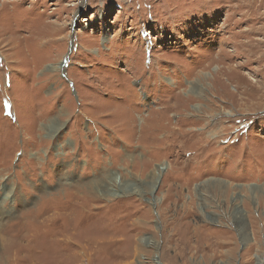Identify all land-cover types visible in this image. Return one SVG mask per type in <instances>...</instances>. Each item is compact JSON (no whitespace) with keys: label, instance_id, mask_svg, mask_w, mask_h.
I'll use <instances>...</instances> for the list:
<instances>
[{"label":"rangeland","instance_id":"374dc122","mask_svg":"<svg viewBox=\"0 0 264 264\" xmlns=\"http://www.w3.org/2000/svg\"><path fill=\"white\" fill-rule=\"evenodd\" d=\"M262 24L264 0H0V264H264Z\"/></svg>","mask_w":264,"mask_h":264},{"label":"bare ground","instance_id":"6f19581e","mask_svg":"<svg viewBox=\"0 0 264 264\" xmlns=\"http://www.w3.org/2000/svg\"><path fill=\"white\" fill-rule=\"evenodd\" d=\"M261 1V0H260ZM254 2V1H253ZM248 3V2H247ZM243 6V5H242ZM250 6V5H249ZM239 7V6H238ZM245 8V7H244ZM250 9V8H249ZM252 11V10H251ZM261 11V10H260ZM253 15H255V14H253ZM257 17H258V14H257ZM244 18V17H243ZM259 18V17H258ZM260 21V20H259ZM262 25H264V24H262ZM256 27V26H255ZM259 30V29H258ZM244 32V31H243ZM51 33V32H50ZM241 33V32H240ZM263 33V32H262ZM261 34V33H260ZM235 35V34H234ZM236 38H238V37H236ZM256 39V38H255ZM264 39V38H263ZM238 41V40H237ZM245 41V40H244ZM256 41V40H255ZM236 42V41H235ZM245 44H247L246 42H245ZM253 44V43H252ZM235 45V44H234ZM248 45V44H247ZM236 46V45H235ZM254 46H256V45H254ZM252 47V46H251ZM241 48V47H240ZM236 49H238V48H236ZM245 49V48H244ZM254 49V48H253ZM252 49V50H253ZM239 50V49H238ZM246 50V49H245ZM254 54V53H253ZM245 55V54H244ZM228 56V55H227ZM253 56V55H252ZM263 56V55H262ZM226 58V57H225ZM250 58V57H249ZM251 59V58H250ZM263 59V58H262ZM257 62H259V61H257ZM260 63V62H259ZM239 65V64H238ZM61 67V66H60ZM60 67H58V66H51V68L52 69H60ZM224 68V67H223ZM228 68H230V67H228ZM234 68V67H233ZM264 68V67H263ZM231 69H228V71H230ZM227 71V72H228ZM232 71H233V69H232ZM208 75V73L206 74H204V76H207ZM218 76H219V78H220V80H231V79H229L227 76H226V73L224 72V71H222V72H219L218 73ZM224 77H226V78H224ZM253 82H254V80H253ZM247 83V82H246ZM245 83V84H246ZM261 84V83H260ZM255 86V85H254ZM264 86V85H263ZM245 87V86H244ZM264 89V88H263ZM252 90V89H251ZM261 90V89H260ZM244 91V90H243ZM252 92V91H251ZM263 92V91H262ZM261 92V93H262ZM251 94V93H250ZM263 95V94H262ZM242 96V95H241ZM251 96V95H250ZM253 96V95H252ZM241 98V97H240ZM245 98V97H244ZM164 166H162V167H158V177H160V175H161V173H163L162 171L164 170ZM158 179V178H157Z\"/></svg>","mask_w":264,"mask_h":264}]
</instances>
